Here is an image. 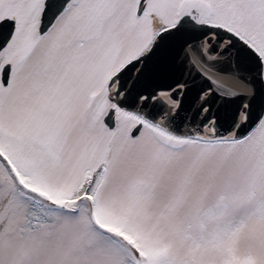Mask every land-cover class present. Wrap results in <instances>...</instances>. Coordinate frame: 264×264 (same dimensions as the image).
<instances>
[{
	"label": "snow or ice",
	"instance_id": "obj_1",
	"mask_svg": "<svg viewBox=\"0 0 264 264\" xmlns=\"http://www.w3.org/2000/svg\"><path fill=\"white\" fill-rule=\"evenodd\" d=\"M0 264H264V0H0Z\"/></svg>",
	"mask_w": 264,
	"mask_h": 264
}]
</instances>
